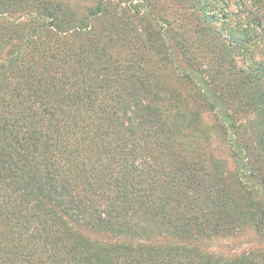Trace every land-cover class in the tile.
<instances>
[{"label": "trees", "instance_id": "1", "mask_svg": "<svg viewBox=\"0 0 264 264\" xmlns=\"http://www.w3.org/2000/svg\"><path fill=\"white\" fill-rule=\"evenodd\" d=\"M227 1L0 0V264H264V0Z\"/></svg>", "mask_w": 264, "mask_h": 264}, {"label": "rangeland", "instance_id": "2", "mask_svg": "<svg viewBox=\"0 0 264 264\" xmlns=\"http://www.w3.org/2000/svg\"><path fill=\"white\" fill-rule=\"evenodd\" d=\"M66 1V0H65ZM74 6V9H79L80 11L86 12L89 8L95 5L96 0H70ZM241 3H237L236 0L227 1L226 4L229 5V10L234 13H239L242 11L241 5H246L247 9L254 11L249 5L248 0H241ZM79 7V8H78ZM255 12V11H254ZM257 15V13H255ZM264 23V21L261 20ZM264 59V41L260 44V49L256 55V60ZM238 67H245L246 60L242 58L237 59ZM217 156L222 160L230 159L226 149H220L217 152ZM258 246L256 239L252 233H246L240 235L236 238H227V239H217L211 243L209 246V252L214 256H232L237 255L242 252L248 251L252 248Z\"/></svg>", "mask_w": 264, "mask_h": 264}]
</instances>
